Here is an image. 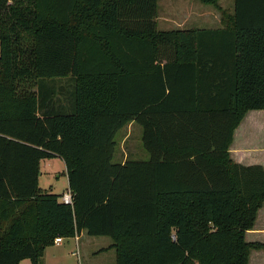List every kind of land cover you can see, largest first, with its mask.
Wrapping results in <instances>:
<instances>
[{
	"label": "trees",
	"instance_id": "obj_1",
	"mask_svg": "<svg viewBox=\"0 0 264 264\" xmlns=\"http://www.w3.org/2000/svg\"><path fill=\"white\" fill-rule=\"evenodd\" d=\"M199 1L223 28L159 30L158 0H0V264H43L55 239L83 231L111 239L116 264H249L264 251L246 240L264 167L229 153L264 110V0ZM131 123L150 159L115 163ZM55 157L73 206L39 186Z\"/></svg>",
	"mask_w": 264,
	"mask_h": 264
},
{
	"label": "rangeland",
	"instance_id": "obj_2",
	"mask_svg": "<svg viewBox=\"0 0 264 264\" xmlns=\"http://www.w3.org/2000/svg\"><path fill=\"white\" fill-rule=\"evenodd\" d=\"M171 0H158V14L160 17L159 30L171 29L172 20V7ZM193 8L198 9L199 7L205 10L211 9L212 15L210 21L212 26H219V20L221 19V12L214 6L201 4L198 0H193L190 3ZM219 6L222 9L231 11L233 9L232 0H220ZM199 12V11H198ZM127 136V140L124 145V137ZM254 136H251V142L257 143L256 145H264V121L259 123L254 128ZM256 136V137H255ZM118 146L115 152V163H120L124 158L122 152V146L128 153V160H149V154L144 150L142 144V128L138 124L128 125L117 135L116 139ZM128 147V148H127ZM141 148V149H140ZM142 150V151H141ZM123 156V157H122ZM41 175L39 177V186L49 191L50 194H54L62 197L68 193L69 185L66 176L65 163L58 157L42 160L40 163ZM79 236V235H78ZM80 240V239H79ZM74 240L69 243L64 241L61 247H51L47 250V257L42 259L43 264H116V253L115 251L101 253L100 249L105 247L106 241L112 242L111 239L91 237L87 233L84 234L80 242ZM66 243V244H65ZM261 243V242H260ZM261 251L255 250L251 252L250 260L252 263L261 261ZM21 264H31L30 260H24Z\"/></svg>",
	"mask_w": 264,
	"mask_h": 264
},
{
	"label": "crops",
	"instance_id": "obj_3",
	"mask_svg": "<svg viewBox=\"0 0 264 264\" xmlns=\"http://www.w3.org/2000/svg\"><path fill=\"white\" fill-rule=\"evenodd\" d=\"M191 1L193 0H171V7H172V20L171 22V29L173 31H189L192 29H199V30H215L223 28L222 24V17L218 21L219 26H212L210 21V16L212 15L211 9H203L199 7L198 9L193 8L190 5ZM199 1V0H198ZM200 2V1H199ZM201 3V2H200ZM202 4V3H201ZM205 5V4H204ZM210 6V5H209ZM233 10V9H232ZM199 11V12H198ZM220 12V11H219ZM221 14V13H220ZM160 17L158 14L157 23L159 27ZM169 30V29H166ZM179 106H188L189 103H183L181 100L179 103H175ZM264 121V110L262 111H250L243 121L241 122L240 126L236 129L234 133L233 143L230 146V156L231 159L242 166L249 167V166H262L264 167V145L258 146L257 143L251 142V136H254V128ZM136 124L131 123L130 126ZM140 126V125H139ZM142 128V126H140ZM127 135L124 137V145L127 140ZM256 137V136H255ZM142 144H143V128H142ZM122 146V152L124 154V158H121V164H125L128 160V153L125 149V146ZM128 148V147H127ZM144 148V144H143ZM141 149V148H140ZM144 150L148 153V151L144 148ZM142 151V150H141ZM149 154V153H148ZM150 156V154H149ZM123 157V156H122ZM150 159V158H149ZM132 160V159H130ZM67 176V171H66ZM68 179V177H67ZM68 192H71L69 189ZM72 193V192H71ZM86 232L83 231L79 235V239L82 240ZM106 239V237H100ZM72 241L71 239H64L60 245H55L54 247H61L66 241L67 243ZM75 240V239H74ZM79 240V242H80ZM246 240L248 242H261L264 243V205L262 209L258 213V218L253 230L248 231L246 234ZM106 244L105 247L101 248L100 251L105 250L103 253H109L115 251L114 249H110L113 245L112 242H107L109 240H105ZM66 244V243H65ZM51 248V247H50ZM45 251L44 258L47 256V250ZM262 258L261 261L252 263V260L249 261V264H264V251H261ZM46 264V263H45Z\"/></svg>",
	"mask_w": 264,
	"mask_h": 264
},
{
	"label": "built area",
	"instance_id": "obj_4",
	"mask_svg": "<svg viewBox=\"0 0 264 264\" xmlns=\"http://www.w3.org/2000/svg\"><path fill=\"white\" fill-rule=\"evenodd\" d=\"M61 201H62L64 204H66V205L73 206V204H74V196H73V194H72L71 192H68V193H66L65 195H63V196L61 197ZM74 239L78 242V240H79V236L76 235V236L74 237ZM63 240H64V239H62V238H57V239H55V244H56V245H60V244L62 243Z\"/></svg>",
	"mask_w": 264,
	"mask_h": 264
}]
</instances>
